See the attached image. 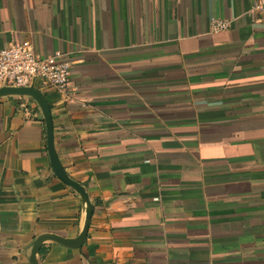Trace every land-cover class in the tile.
I'll return each mask as SVG.
<instances>
[{
  "label": "crops",
  "instance_id": "crops-1",
  "mask_svg": "<svg viewBox=\"0 0 264 264\" xmlns=\"http://www.w3.org/2000/svg\"><path fill=\"white\" fill-rule=\"evenodd\" d=\"M255 0H0V49L73 60L51 109L0 97V264H264ZM215 20L230 22L212 32ZM91 212V214H90ZM90 214V215H89ZM70 248L43 237L78 239ZM43 250V256L41 251Z\"/></svg>",
  "mask_w": 264,
  "mask_h": 264
},
{
  "label": "built area",
  "instance_id": "built-area-1",
  "mask_svg": "<svg viewBox=\"0 0 264 264\" xmlns=\"http://www.w3.org/2000/svg\"><path fill=\"white\" fill-rule=\"evenodd\" d=\"M255 13L264 16V0H255ZM212 32L230 28V22L215 20ZM74 62L67 54L56 52L41 57L30 41L13 43L0 49V88H39L70 95Z\"/></svg>",
  "mask_w": 264,
  "mask_h": 264
},
{
  "label": "water",
  "instance_id": "water-1",
  "mask_svg": "<svg viewBox=\"0 0 264 264\" xmlns=\"http://www.w3.org/2000/svg\"><path fill=\"white\" fill-rule=\"evenodd\" d=\"M8 95H20V96H30L34 98L41 106V109L43 111V116L42 120L45 121L46 123V128H47V139H48V151H49V156L52 164L53 171L55 175L61 179L63 182L68 184L69 186L73 187L76 189L82 196L85 197L86 201L89 203L88 196L85 192V190L76 182H74L64 171L55 147V135H54V125H53V120H52V115H51V109L49 104L47 103L44 95L37 90L36 88L30 87V88H0V97L2 96H8ZM90 209H92V205L89 203ZM91 214V212H90ZM89 214V215H90ZM90 224V220H88L85 231L83 234L76 240H67V239H62L59 237H43L37 241L35 244L36 250L40 247V245L47 239H53L62 245L70 248H76L79 247L83 244V242L86 239L87 236V231L88 227Z\"/></svg>",
  "mask_w": 264,
  "mask_h": 264
},
{
  "label": "trees",
  "instance_id": "trees-1",
  "mask_svg": "<svg viewBox=\"0 0 264 264\" xmlns=\"http://www.w3.org/2000/svg\"><path fill=\"white\" fill-rule=\"evenodd\" d=\"M43 254H44V253H43V250H42V251H41V255L43 256Z\"/></svg>",
  "mask_w": 264,
  "mask_h": 264
}]
</instances>
